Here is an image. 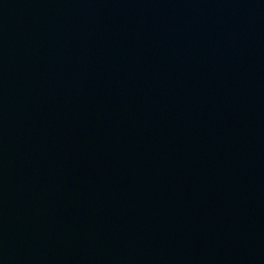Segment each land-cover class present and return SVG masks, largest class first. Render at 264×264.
Wrapping results in <instances>:
<instances>
[{"label": "water", "instance_id": "95a60500", "mask_svg": "<svg viewBox=\"0 0 264 264\" xmlns=\"http://www.w3.org/2000/svg\"><path fill=\"white\" fill-rule=\"evenodd\" d=\"M0 264H264V0H0Z\"/></svg>", "mask_w": 264, "mask_h": 264}]
</instances>
